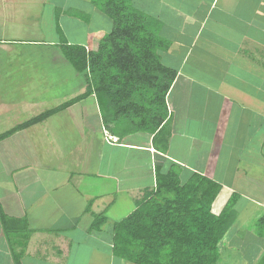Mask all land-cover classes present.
Segmentation results:
<instances>
[{"label":"crops","instance_id":"0c3cea01","mask_svg":"<svg viewBox=\"0 0 264 264\" xmlns=\"http://www.w3.org/2000/svg\"><path fill=\"white\" fill-rule=\"evenodd\" d=\"M166 1L136 0L163 20L160 35L170 46L159 54L177 72L166 95L165 118L155 131L144 127L150 120L144 110L133 117L109 116L106 109L101 114L94 93L52 115L64 113L76 129L74 138L50 142L57 159L53 165L27 155L25 142L14 149V142L24 140L30 130L47 137L51 116L0 142L1 205L7 215L25 217L34 229L23 264H133L115 258L113 225L156 188L157 171L172 166L182 181L201 173L222 184L212 205L215 214L234 192L240 195L237 219L220 245L221 262L228 264L238 250L235 240L243 238L236 236L249 233L251 239L256 237L249 242L256 254L250 264H260L264 248L258 249L264 237L256 233L253 221L264 213V0ZM61 6L60 0H0V128L8 124L0 133L40 114L38 105L46 99L58 98L60 105L86 90L85 75L70 64L62 46L97 49L104 30H93L79 18L64 20ZM48 49L59 51L49 56ZM62 55L72 73L84 77V84L70 83L73 78L64 70L63 76L50 70L49 64L62 68ZM243 155L249 156L248 162ZM42 164L68 174L65 181L44 186L36 198L43 205L52 196L53 206L31 211L25 195L32 191L27 189L31 179L40 183ZM218 171L252 173L250 182L242 177L236 186L232 180L224 183ZM137 178L142 181L136 183ZM60 184H68L64 193ZM101 212L108 220L92 230L94 216ZM0 233V264H15L1 221Z\"/></svg>","mask_w":264,"mask_h":264},{"label":"trees","instance_id":"16d2710c","mask_svg":"<svg viewBox=\"0 0 264 264\" xmlns=\"http://www.w3.org/2000/svg\"><path fill=\"white\" fill-rule=\"evenodd\" d=\"M60 2L62 8L58 11L64 20L73 17L88 22L92 17L89 11L109 20L97 49L87 50L78 44L62 46L70 64L85 75L86 90L0 133V142L94 93L101 114L106 109L109 116L133 117L144 110L150 118L144 127L155 131L165 118L166 95L177 74L159 54L170 46L160 35L163 20L139 7L136 0ZM221 189L220 182L201 173H192L182 181L173 166L167 171L158 170L156 188L113 225L115 258L133 264H222L220 245L237 219L240 195L234 192L222 211L215 214L212 205ZM87 209H91V203ZM107 220L105 212L95 214L91 229H100ZM0 221L15 264H23L22 256L34 229L27 219L7 215L1 202ZM255 231L264 237V213L256 220ZM260 264H264V254Z\"/></svg>","mask_w":264,"mask_h":264},{"label":"rangeland","instance_id":"374dc122","mask_svg":"<svg viewBox=\"0 0 264 264\" xmlns=\"http://www.w3.org/2000/svg\"><path fill=\"white\" fill-rule=\"evenodd\" d=\"M175 1H176V4H178L177 3L178 0H168L166 2H171L172 3V2H175ZM89 14H91L92 17H91L90 22H88L90 25L86 22L87 26L94 27L95 29H98V30H106L108 28L107 23H108L109 20L106 19L104 15H102L99 12L96 13V12H93V11H89ZM94 14L95 15H99L101 17L95 16ZM82 22H85V21H81V24H82ZM73 34L78 36V34H80V32H76V33H73ZM79 39H83L82 35H80ZM94 47H97V46H94ZM55 51H59V50L58 49H53L51 51L50 49H48L47 55L50 56V54L55 52ZM55 55H56V52H55ZM58 60L61 62V65H62L61 67L62 68L58 69L59 64H57V66H52V64H49L48 67L50 68V70H53L56 73H60V71L64 70L66 75H71V78H73V81H70V83H77V84H80V85L84 84V82H85L84 77L80 76L77 72L76 73H72V70H74V69H73V67H71L65 61L63 55L61 56V59L59 57ZM70 67H71V69H70ZM56 69H58V70H56ZM66 69H68V70H66ZM78 75H79V79L77 80L76 77ZM60 76H61L60 74L57 75L58 78L55 81L59 82L60 78H62ZM62 76H63V71H62ZM74 79L77 80V81L74 82ZM62 85L64 86V82H62ZM83 87H85V85H83ZM84 92L85 91H83L81 93H84ZM57 103H58V98L46 99V102L43 101L41 104L38 105L37 111L41 110L43 112L45 110H49V109H51L53 107H56ZM90 103H92V100H90ZM68 118L69 117L66 116L64 113H61V114L55 115V116H51V118H48L47 123H46L47 124L46 128H48L49 129L48 131L50 132V133H48V136H47L48 139L50 138L48 141H47V137L43 133L40 135V134L36 133L34 131V129H33V130H30V131H28L26 133L24 140L22 139V141L14 142V149L15 150H19L20 146L25 142V144H27L26 149L29 152L27 155H30L31 158H34L35 156H40L39 159H40L41 163H43V164L46 163V164H49V165H53L57 161V159L54 157V154H52V152H51L52 149L50 148L51 147L50 146V142L53 145L54 141L59 143L62 140H64L65 138L66 139L68 137L74 138L75 134H76V133H74V132H76V129L74 128L75 125L72 124L71 122H69ZM0 125H2V124H0ZM6 125H8V124L4 123V125L1 126L0 129L5 128ZM28 143L31 144V145H28ZM30 147L32 148V150H31ZM33 147H34L35 151L33 150ZM0 156H2V154ZM241 158H242L243 162H248L249 161V156H247V155H243V156H241ZM255 159L257 160L256 162L259 161L258 164H262V162L260 163V158L259 157L255 158ZM43 164H42V166L39 167L40 169H38V173H39L40 180H41L40 183H38L36 185L37 181H35L34 178L31 179L30 183L28 184V188L27 189L29 191L30 190H32V191H31L30 194L26 193V195H25L26 199L28 200V203L31 205V207H30L31 211H33L35 206H36L35 208H37V206H39V208L42 207V206H46V205L49 206V207L53 206V204L50 203V201L53 200L52 196L49 197V198L46 197L44 202L42 203L43 205L38 204L36 202V198H38L43 193V187L44 186L45 187L46 186L49 187V185H51V184H57L60 181H65V177L68 174L67 172H64V171L52 170L49 167L44 168ZM0 167H1V165H0ZM258 167H261V166H258ZM258 167L255 166L254 169H257ZM250 173H252V172L249 171V172H245L244 174H242L241 172H230V174L223 175L221 173V171L217 172V174H220L219 178H221V180H223L224 183H228L227 180H232L230 182V184L231 185L235 184L236 186H238V184L240 185V180L239 179L242 178V177H243V179L244 178L246 179L245 181H249L250 182V180H249ZM144 180H146V179H144ZM141 181H142V179H140V178L136 179V183H139ZM127 183H129V181ZM60 185L64 186V188L62 189V192L63 191L65 192L67 190V185L68 184H60ZM253 191H257V190L253 189ZM255 193L260 195L261 192L260 193L254 192V193H252V195L256 196ZM260 198H261V196H260ZM219 201H221V200L219 199L218 202L216 203L217 209H219V206L221 204V203L219 204ZM262 201L264 202V200H262ZM253 222L255 224V221H253ZM248 226H250V223L247 224L246 227H248ZM232 230H234V229L232 228L231 231ZM2 234L0 233V238L1 237L3 238L4 234H3V236H2ZM6 238H7V236H6ZM236 238H243V239L245 238V240H243V239L235 240L234 247H236L238 250L236 252L234 251L233 256L228 260V264H233L234 261L241 260V259L245 260L246 262H248V264H250V259L256 256L254 251H250V244H249L250 239H251L250 238V234L249 233H245L244 235L236 236ZM251 240H256V237L253 236ZM6 241H8V240L6 239ZM8 243H9V241H8ZM262 248H264V241L259 245V249L258 250L260 251ZM75 253H76V256H77V251ZM222 264H223V262H222Z\"/></svg>","mask_w":264,"mask_h":264}]
</instances>
